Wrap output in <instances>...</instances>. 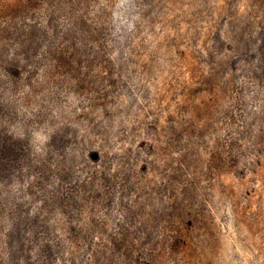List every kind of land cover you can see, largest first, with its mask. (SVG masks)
Instances as JSON below:
<instances>
[{
	"label": "rangeland",
	"instance_id": "obj_1",
	"mask_svg": "<svg viewBox=\"0 0 264 264\" xmlns=\"http://www.w3.org/2000/svg\"><path fill=\"white\" fill-rule=\"evenodd\" d=\"M0 264H264V0H0Z\"/></svg>",
	"mask_w": 264,
	"mask_h": 264
}]
</instances>
